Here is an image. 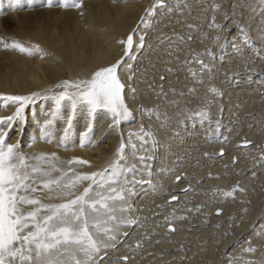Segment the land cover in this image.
<instances>
[{"label": "bare ground", "instance_id": "bare-ground-1", "mask_svg": "<svg viewBox=\"0 0 264 264\" xmlns=\"http://www.w3.org/2000/svg\"><path fill=\"white\" fill-rule=\"evenodd\" d=\"M66 2L68 7L62 6L65 0H0V95L41 93L10 126L9 142L20 143L30 166L47 168L45 161L33 157L55 153L56 166L68 173L66 180H71L73 172L110 168L119 160L121 133L127 144L128 133H139L143 127L148 139L144 147L149 153L152 140L160 141L158 150L152 153L156 160L149 163L153 164L151 179L163 184V192L154 193L151 185L136 186L137 195L130 203L140 211L132 215L148 219L140 227L121 229L132 234L118 237V246L109 251L105 264H118L125 254L132 257L130 264H264V54L260 59L255 56L264 48L257 39V29L264 26V5L257 4L250 17L251 38L245 45L243 40L233 44L240 35L235 22L249 16L245 5L252 0L220 3L222 18L218 21L228 46L223 52L216 47L212 60L203 55V46L214 45L208 44L210 34L203 27L206 15L211 16V0ZM76 4L81 7H74ZM150 7L155 12L141 32L146 33V44L151 47L134 52L135 59L125 58L126 63L133 64L132 70H125L123 75L133 77L127 80L124 96L134 117L113 130L110 115L103 111L90 119L79 109L70 126L67 106L52 116L55 104L51 97L62 90L56 85L87 79L94 70L121 58L119 41L141 24ZM181 11L184 13L179 17ZM213 14L211 19L218 18ZM188 37L191 42H187ZM14 42L31 49V53L13 49ZM237 47L242 58L240 53L234 55ZM169 48L171 56L166 54ZM198 56L214 71L201 75L195 63ZM169 68L172 71L166 72ZM159 75H165L166 80L160 81ZM201 80L203 83H198ZM160 84L166 95L158 97ZM130 87L137 89L135 99ZM213 87L218 89L216 93L211 91ZM17 106L0 100V117L13 115ZM241 138L251 144L239 147ZM131 142L137 143V155L145 154L139 150L138 138ZM221 149L222 157L218 154ZM123 155L127 160H120L121 166L138 163L132 159L130 147ZM73 158L87 160L91 166L69 165L67 161ZM161 168L165 169L163 175L159 174ZM177 175L181 176L179 181ZM141 178L147 180V173L137 175ZM43 179L38 180L37 198L43 203L60 202L46 199L47 190L40 183ZM237 185L240 189L234 191ZM189 187L193 191L185 195L183 189ZM172 195L178 200L168 203ZM165 217L170 223H165ZM169 227L175 231H169ZM138 240L140 248H136ZM249 247L255 251H245Z\"/></svg>", "mask_w": 264, "mask_h": 264}, {"label": "snow or ice", "instance_id": "snow-or-ice-1", "mask_svg": "<svg viewBox=\"0 0 264 264\" xmlns=\"http://www.w3.org/2000/svg\"><path fill=\"white\" fill-rule=\"evenodd\" d=\"M257 4L264 5V0H252L250 4L245 5L249 9V16H241L240 20L235 22V29L240 35L233 40V44L236 43V40H243L247 45L251 38L250 17L255 13ZM62 6L68 7L66 0ZM73 6L81 7L79 4ZM161 7L166 6L162 4ZM167 10L173 11L171 8ZM154 12V7L147 9L145 16L141 18V24L137 25L126 39L119 41L122 46L121 58L116 59L108 66L94 70L87 79L75 82L65 80L62 84L56 85L62 90L51 97L55 104L51 110L52 116H56L63 106H67L69 109L67 123L70 126L74 114L79 109L84 110L90 119L96 113L103 111L110 115V127L113 130L118 124L134 117V111L129 107L124 96L127 80H131L133 77L125 78L123 75L125 70L128 72L132 70L133 64L126 63L125 58L135 59L134 52L151 47L146 44V33L141 32V28L148 27V17L152 16ZM217 27L220 26L217 25ZM223 31L224 29H221V32ZM228 31H232V29H228ZM137 34H139L138 40L135 39ZM160 39L162 40V38ZM180 39L183 38L180 37ZM221 39L224 40L223 44L220 43ZM257 39L264 44V26L257 29ZM168 43L171 44V41L169 40ZM215 45L220 47L223 52L224 48L228 46V38L217 35ZM8 47L5 44V48ZM11 47L19 49L21 52L31 53L32 51L15 42ZM36 51H39L38 47ZM236 53H240L242 58L239 47L236 48L234 55ZM166 54L171 56L172 49L169 48ZM262 54H264V48L257 51L255 56L260 59ZM203 55H207L209 59H215L214 53L210 50H206ZM195 63L199 65L201 75L214 71L199 56ZM165 71L171 72L172 69L169 68ZM189 71L192 72L190 68ZM192 75L196 76V72H192ZM159 80L165 81L166 76L159 75ZM198 83H203V81H198ZM149 87L153 86L149 85ZM129 90L135 99L137 89L130 87ZM170 90L175 92L174 88ZM194 91L195 89H189V92ZM211 91L216 93L218 89L213 87ZM156 95L158 97L166 95L163 84L159 85ZM40 96L39 92H33L30 95H0V100L12 101L18 105L13 115L0 117V264H105L109 251L115 250L118 246V237L123 235L127 238L132 234L131 232H122L121 229L140 227L142 221L148 219L146 216L132 215V213L140 211L130 203L131 198L137 195L136 186L151 185V190L154 193L163 192V184L161 182L153 183L151 179L153 164L149 163L156 160V156L152 153L158 150L160 141L152 140V153H149L148 149L144 147L148 144V139L143 127L139 129V133H128L127 144L121 133V142L117 150L119 160L114 165L99 172H73V179L66 180L65 177L68 173L56 166L57 156L55 153L51 154V157L45 155L33 157V159L45 161L47 168L30 166L29 157L21 151L20 143L9 142L10 126L18 122L25 106ZM208 131H211V124ZM216 131H219V122H217ZM65 132H67V128ZM147 135L152 134L148 133ZM134 137L138 138L141 145L139 150L144 151V155H137V143L131 142ZM250 143V141H245L244 146ZM128 147L132 149V159L138 163L121 166L119 161L127 160L123 153ZM204 155L213 158L212 154L204 153ZM219 155L221 157L224 155V149L220 150ZM261 159L264 160V153H262ZM235 162L234 158L233 163L235 164ZM67 163L91 166L89 161L80 158H73ZM144 172L147 173L148 179H137V175L142 176ZM164 172L165 169L161 168L159 174L163 175ZM56 173L60 175L57 176ZM40 177L44 178L40 183L47 190L46 199L60 202L43 203L41 198H37L35 194L40 187L38 184ZM209 178H211L210 173ZM180 179L181 176L177 175L176 180ZM85 184L87 186H84ZM239 189L240 185H237L234 191ZM189 191H193V189L191 187L183 189L185 195ZM177 200L176 195L171 196V201ZM216 214L220 215L221 210L217 209ZM182 219H186V217ZM165 223H170L168 217H165ZM169 231L174 232L175 229L170 227ZM140 247L141 243L138 240L136 248ZM245 251L254 252L255 249L249 247ZM131 259L132 257L128 254L122 255L118 264H130Z\"/></svg>", "mask_w": 264, "mask_h": 264}, {"label": "rangeland", "instance_id": "rangeland-1", "mask_svg": "<svg viewBox=\"0 0 264 264\" xmlns=\"http://www.w3.org/2000/svg\"><path fill=\"white\" fill-rule=\"evenodd\" d=\"M189 1V0H188ZM211 1H213V2H210V4H209V6L208 7H210L209 9H210V11H211V16H208V15H206V19L207 20H205V22L203 23L204 24V30L205 31H208L209 32V34H210V38L209 39H211V40H207V42H208V44L209 43H212V42H214V45L212 46V48L210 47V45H205V46H203L204 48L203 49H206V50H210L211 52H213L215 49H216V47L218 48V46H216L215 45V37H217V35L219 34V35H221V29H222V25H220L219 24V19L220 18H222V14H221V11H222V8H223V6L220 4V3H222V1H224V0H211ZM185 2H183L182 4H180L178 7H181V6H183V4H184ZM216 3V4H215ZM216 5V6H215ZM221 5V6H220ZM173 7V6H172ZM219 7V8H218ZM174 8V7H173ZM221 9V10H220ZM220 11V12H219ZM212 12L214 13V14H217V17L218 18H213V19H211L212 18ZM181 13H182V11H181ZM178 14L177 13V15L179 16V17H181V15H183V13L182 14ZM168 14H171V13H168ZM213 14V15H214ZM211 17V18H210ZM219 20V21H218ZM209 21V22H208ZM215 21V22H214ZM210 24V25H209ZM217 25H219L220 27L218 28L217 27ZM206 28V29H205ZM214 29V30H213ZM219 30V31H218ZM200 33V32H199ZM218 33V34H217ZM214 37V38H213ZM189 41H187V42H191L192 40L191 39H189V37L187 38ZM221 44H223L224 43V40H222L221 39V42H220ZM211 49H210V48ZM208 48V49H207ZM205 51V50H204Z\"/></svg>", "mask_w": 264, "mask_h": 264}, {"label": "water", "instance_id": "water-1", "mask_svg": "<svg viewBox=\"0 0 264 264\" xmlns=\"http://www.w3.org/2000/svg\"><path fill=\"white\" fill-rule=\"evenodd\" d=\"M245 141H246V140H245L244 138H241L240 141H239V143H238V146H239V147L244 146V142H245ZM250 144H251V143H250ZM219 153H220V151H219ZM219 153H218V154H219ZM169 201H171V199H170ZM171 202H172V201H171ZM169 228H170V227H169Z\"/></svg>", "mask_w": 264, "mask_h": 264}]
</instances>
